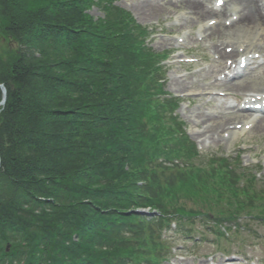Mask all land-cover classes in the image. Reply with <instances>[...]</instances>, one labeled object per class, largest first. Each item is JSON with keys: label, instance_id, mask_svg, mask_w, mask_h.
Listing matches in <instances>:
<instances>
[{"label": "trees", "instance_id": "1", "mask_svg": "<svg viewBox=\"0 0 264 264\" xmlns=\"http://www.w3.org/2000/svg\"><path fill=\"white\" fill-rule=\"evenodd\" d=\"M113 1L0 0V264L139 263L153 220L130 211L192 217V202L224 220L258 195L191 163L171 109L149 100L147 33Z\"/></svg>", "mask_w": 264, "mask_h": 264}, {"label": "rangeland", "instance_id": "2", "mask_svg": "<svg viewBox=\"0 0 264 264\" xmlns=\"http://www.w3.org/2000/svg\"><path fill=\"white\" fill-rule=\"evenodd\" d=\"M161 1L121 0L118 5L134 8L139 4L155 2L165 6L168 10L150 21L145 20L141 14H138V17L143 20V25L156 27L158 34L152 39L151 47L157 52H169L173 55L172 60L168 62L167 89L174 95H184L185 102L178 114L187 123L192 140L197 143L204 156L217 154L221 157L235 158L238 154H243L242 159L245 165L259 164L258 168L264 174V134L250 131L245 135H236L229 141L222 139L220 142H210L204 136L206 127L199 126L197 128L195 124L198 115L203 114L213 118L217 125L230 118L228 113L231 105H237V110H239L240 107L235 100L236 93H230L225 97L218 95L223 92V89L218 88L225 87L226 83L234 86L243 85L245 88L241 91H246L243 95L263 91L264 67L246 71L239 80L226 82L221 80L225 71L221 68L223 63L221 64L222 61L215 53L214 48L220 46L227 39L221 35V32L210 39L206 22L198 21L196 17L189 15L187 9L178 6L180 0ZM171 1L173 3H170ZM205 6L208 7L210 4L206 3ZM91 15L99 18L102 17V12L100 9L94 8ZM226 20L224 17L223 22L225 23ZM217 28L219 27L217 26ZM218 30L220 31V29ZM228 30L230 29L227 27L225 34L229 36L233 31ZM257 46H259L258 43H254L255 50ZM252 51L254 50L252 49ZM188 58H197L200 61L192 66L179 63L181 59ZM225 63L227 64V61ZM181 84L185 85V90L179 88ZM238 116L240 114L236 113L231 117ZM203 229L198 228L199 231H203ZM170 236L173 237L171 243L177 252L169 264H226L227 262L236 264L241 261L243 264H248L241 257L249 260V264H264V227L258 224H252L250 228L243 230L239 237L243 241V245L224 244L222 250L218 249L215 238L210 234L203 237L197 232L189 238L183 235L174 236L171 234ZM223 250L234 254V256L227 259L225 257L227 254L223 255ZM210 256H213L214 259Z\"/></svg>", "mask_w": 264, "mask_h": 264}, {"label": "bare ground", "instance_id": "3", "mask_svg": "<svg viewBox=\"0 0 264 264\" xmlns=\"http://www.w3.org/2000/svg\"><path fill=\"white\" fill-rule=\"evenodd\" d=\"M227 2L232 6V21L233 26L228 31H233L228 35L225 34L226 28L222 27L220 24L219 28L213 26L209 29L210 38H214L215 36L221 35L226 38L228 45H231L232 48L235 49V45L237 43L250 44V47L254 43L262 44L264 43V6H261L257 0H227ZM182 7L184 9H188L193 16L196 17L198 21H207L211 20L212 17L221 18L223 13L221 10L216 9L214 7H205L203 0H186L183 2ZM133 13L136 15L140 22L137 14H141L145 20H151L152 18L159 17L163 15L167 9L165 6L158 5L155 3L138 5L135 9H132ZM231 13V12H230ZM234 17L236 19L234 20ZM220 29V31L218 30ZM225 43H222V47ZM243 46V45H242ZM218 55L221 60L224 61L226 59L236 58V53L233 51L230 55L221 50L220 48H216ZM185 87L183 84L179 85V88ZM242 86H238L237 90L241 89ZM234 88H230L229 91H233ZM246 92V91H244ZM245 112V111H242ZM197 119H201V121H197V126L204 124L209 125L206 128V134H210L214 131V120L212 118L206 117L204 115L199 116ZM242 121V123L249 124L254 121L252 117L241 116L238 118L229 119L228 124L226 122H222L217 125V129H223L229 125H235L236 121ZM256 122H252L255 124L254 132L256 134H264V117L255 120ZM224 124H227L224 126ZM245 124V125H247ZM232 135H236L239 133L238 131H231ZM216 134V133H215Z\"/></svg>", "mask_w": 264, "mask_h": 264}, {"label": "water", "instance_id": "4", "mask_svg": "<svg viewBox=\"0 0 264 264\" xmlns=\"http://www.w3.org/2000/svg\"><path fill=\"white\" fill-rule=\"evenodd\" d=\"M0 90L2 92V97H3L2 101L0 102V107H4L6 105V102H7V99H8V90L5 87V85H0ZM1 164H2V161H1V157H0V169H1Z\"/></svg>", "mask_w": 264, "mask_h": 264}, {"label": "snow or ice", "instance_id": "5", "mask_svg": "<svg viewBox=\"0 0 264 264\" xmlns=\"http://www.w3.org/2000/svg\"><path fill=\"white\" fill-rule=\"evenodd\" d=\"M218 2L222 4L223 3V0H218Z\"/></svg>", "mask_w": 264, "mask_h": 264}]
</instances>
